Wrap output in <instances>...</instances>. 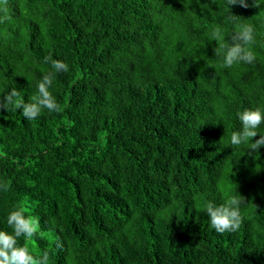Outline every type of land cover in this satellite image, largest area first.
<instances>
[{
  "label": "trees",
  "instance_id": "1",
  "mask_svg": "<svg viewBox=\"0 0 264 264\" xmlns=\"http://www.w3.org/2000/svg\"><path fill=\"white\" fill-rule=\"evenodd\" d=\"M157 1L0 0V104L30 102L49 56L69 65L58 112L0 107V230L23 208L38 229L18 244L47 264H264V148L228 144L235 111L264 106V5L232 7L258 43L225 68L224 0ZM233 184L244 219L217 233L204 205Z\"/></svg>",
  "mask_w": 264,
  "mask_h": 264
},
{
  "label": "clouds",
  "instance_id": "2",
  "mask_svg": "<svg viewBox=\"0 0 264 264\" xmlns=\"http://www.w3.org/2000/svg\"><path fill=\"white\" fill-rule=\"evenodd\" d=\"M220 0L211 1L208 6L215 5ZM225 6L230 10L228 21L233 26L229 32L224 26H217L211 29L209 39L215 41L219 46V52L223 67L231 68L234 65L252 64L256 60L255 47L258 43L257 29L253 23L240 16L232 15L233 6L248 7L246 0H224ZM154 3H151L153 5ZM156 5L167 6L166 0H159ZM264 5V0H254L255 7ZM177 18L178 8L173 13ZM243 11L240 8V14ZM51 63L52 71L42 76L36 85V94L30 102L20 97L19 92L11 90L3 97V104L11 105L19 110L23 117L29 121L37 119L42 110L48 112H58L60 106L53 94V75L60 72H67L69 65L60 59L47 58ZM0 104V107H3ZM234 119L238 126L228 137V144L231 148H247L252 153H257L264 148V106L243 107L234 113ZM259 136L258 139L253 138ZM245 197L237 191V186L233 184L231 190L220 201L209 199L204 209L209 219V224L217 233H224L237 230L243 219V207ZM7 224L11 231L0 230V264H47L48 253L34 256L28 247L18 244L20 237L31 240L37 234L38 221L25 215L21 207H14L8 212ZM59 247V244H57Z\"/></svg>",
  "mask_w": 264,
  "mask_h": 264
}]
</instances>
